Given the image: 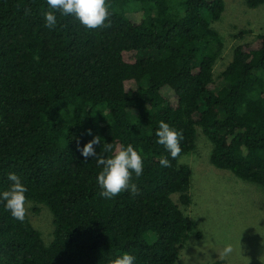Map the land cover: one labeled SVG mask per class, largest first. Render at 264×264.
I'll return each mask as SVG.
<instances>
[{"label": "trees", "instance_id": "obj_1", "mask_svg": "<svg viewBox=\"0 0 264 264\" xmlns=\"http://www.w3.org/2000/svg\"><path fill=\"white\" fill-rule=\"evenodd\" d=\"M224 6L106 0V27L87 30L57 12L49 29L47 0H0V191L16 173L26 202L53 216L46 243L27 212L21 222L0 203V264H112L124 252L136 264H176L196 227L173 195L191 202V168L179 159L195 147L197 127L213 166L264 189V28L215 77L222 40L212 23ZM161 121L183 134L175 160L156 143ZM93 137L105 158L121 145L141 153L137 194L100 195V167L78 150Z\"/></svg>", "mask_w": 264, "mask_h": 264}, {"label": "rangeland", "instance_id": "obj_2", "mask_svg": "<svg viewBox=\"0 0 264 264\" xmlns=\"http://www.w3.org/2000/svg\"><path fill=\"white\" fill-rule=\"evenodd\" d=\"M224 10L212 27L222 40L214 65L217 77L232 60L236 45L253 41L264 28V4L250 7L245 0H224ZM195 147L180 157L191 168L189 205L183 212L196 222L176 264H213L223 259L229 264H264V189L243 180L230 170L210 162L212 143L200 127ZM26 212L46 243L52 239L53 216L49 208L26 202ZM231 244L232 252L225 246Z\"/></svg>", "mask_w": 264, "mask_h": 264}, {"label": "clouds", "instance_id": "obj_3", "mask_svg": "<svg viewBox=\"0 0 264 264\" xmlns=\"http://www.w3.org/2000/svg\"><path fill=\"white\" fill-rule=\"evenodd\" d=\"M48 11L43 14L44 24L52 29L57 24L56 13L62 16L71 15L87 30L106 27L109 11L106 0H47ZM89 134H91L89 132ZM156 143L164 146L169 156L175 160L181 155V141L183 134L172 128L166 122H159L155 130ZM100 143V137H93L79 147L81 156L85 159L91 157L96 161L100 171L96 182L101 189L100 195L106 199H112L121 192L129 191L135 195L138 188L131 182L133 173L136 177L143 174L144 162L141 153L131 144L121 145L114 155L105 158L94 150V145ZM111 144H106L105 152L111 150ZM162 167H169L170 160L164 157L160 160ZM7 179L11 182L6 190L0 191V203L15 220L23 222L26 217V193L28 189L19 175L9 173ZM231 244L225 246V252H232ZM137 257L129 252H124L113 258L112 264H136Z\"/></svg>", "mask_w": 264, "mask_h": 264}]
</instances>
